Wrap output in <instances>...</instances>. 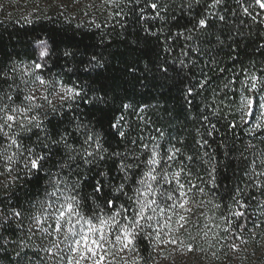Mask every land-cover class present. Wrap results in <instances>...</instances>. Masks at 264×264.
Masks as SVG:
<instances>
[{
	"label": "snow or ice",
	"instance_id": "1",
	"mask_svg": "<svg viewBox=\"0 0 264 264\" xmlns=\"http://www.w3.org/2000/svg\"><path fill=\"white\" fill-rule=\"evenodd\" d=\"M123 2L104 0L115 7ZM126 2L140 5L141 0ZM231 2L185 0L181 3L180 8L190 13L191 27L172 33L165 40L168 44L175 36L188 42L181 47L188 62L179 59V65L194 66L196 59L189 57V53L203 55L201 43L211 45L213 39L217 45L224 43L219 34L214 35L210 30L211 18L232 23L224 14L228 13L230 17L239 15L241 25L264 26V0H234L237 7H227ZM147 7L153 10L148 19L166 20L161 15L168 11L163 0H148ZM197 7H202L199 14H195ZM143 11L141 8V19H145ZM121 14L122 11L116 13ZM245 17L252 25H246ZM149 34L155 36L156 32ZM256 35L264 40V29ZM39 43L43 47L30 64L13 60L0 66V177H11L7 182L0 181V185L8 189L21 179V173L28 178L40 174L47 177L42 198L29 208L15 206L10 196L6 201L0 198V256L7 264H147L143 252H148L147 259L155 260L149 249L161 251L164 244L175 245L176 251H203L195 245V236L188 233L192 243L185 244L179 233L182 229L186 231L193 207L205 204L203 199H197L206 195L205 187L193 183V176L210 186L213 197L214 189L219 187L218 161L209 137L218 131L217 123L225 118L226 109L232 117L228 129L243 128L250 139L243 148L235 146L238 150L235 158L243 164L242 168L238 165L237 183L230 190L235 207L224 205L227 214H221V223L205 224L203 238H208L213 227L220 229L231 235L228 247L233 253L241 251V244H248L244 231L256 238V229L264 225V220H252L246 209L250 201H257V207L264 210L261 203L264 201V63L257 68L255 61H251L250 69L242 65L230 77L216 75L220 83L215 87H212L213 76L200 69L203 78L186 87L184 93L190 110L194 98L202 97L191 116L198 125L194 128L196 136L192 145H186L182 137H172L168 145H162L159 141L165 133L159 128L155 129L159 136H150L149 142L141 134L132 137L127 131L131 125L122 123L125 118L121 115L109 123L123 145L121 148L113 147L102 131L94 130L91 122L85 123L74 114L81 102L92 104L104 101V97H90L88 89L78 81L69 85L62 79H46L45 72L51 71L45 60L49 50L46 41ZM260 49H264V43L259 44L257 50ZM164 51L171 52V45ZM73 55L70 50L63 52L65 57ZM96 60L93 55L84 70L95 67L92 62ZM214 63L213 57L205 67ZM160 70L168 72L164 66ZM205 92H210L209 96L205 97ZM53 94L58 104L50 99ZM123 108L127 110L132 105L124 104ZM54 119L59 123L49 127ZM224 155H229L227 149ZM54 157L57 158L55 171L46 167ZM201 163L207 165V181L199 172L193 173V168ZM260 214L264 215V211ZM241 219L244 222L237 223ZM248 223L252 224L251 229ZM212 239L227 241L228 235L221 237L213 233ZM209 246H213L211 241Z\"/></svg>",
	"mask_w": 264,
	"mask_h": 264
},
{
	"label": "trees",
	"instance_id": "2",
	"mask_svg": "<svg viewBox=\"0 0 264 264\" xmlns=\"http://www.w3.org/2000/svg\"><path fill=\"white\" fill-rule=\"evenodd\" d=\"M183 2L185 0H163V3L168 5V11L161 13L166 17L164 22L148 19L153 15V10L147 7L148 0H141L140 5L135 3L128 5L124 0L119 7L103 2L95 7L85 4L84 8L74 10L66 6L60 11L45 8L28 15H21L10 7L9 9L0 7V66L8 65L13 60L30 64L43 47L39 42L46 41L49 56L45 60L51 71L45 72V78L62 79L69 85L73 81H78L82 87L88 89L90 97H104V101L97 100L92 104L81 102L79 109L74 110V114L85 123L91 122L95 126L94 130L102 131L113 147H123L119 144V137L109 127L110 121L121 115L125 118L122 123L131 125L127 131L132 137L141 134L145 142H149L150 136H159L155 131L159 128L165 133L164 139L159 141L162 145H168L172 137H182L186 145H192L196 136L194 128L198 125L191 116L200 105L202 97L194 98L190 110L185 102L186 87L193 86L195 80L203 78L200 74L201 68L213 76L212 87H215L220 83L216 75L230 77L234 72L238 73L242 65L250 69L251 61H255L257 68L261 67L264 63V49L259 51L257 49L264 40L256 33L264 29V26L252 25L251 20L246 17L243 18L246 25L252 26L241 25L239 15L230 17L228 13L224 14L233 21L232 23L225 24L211 18L210 30L214 35L219 34L224 43L217 45L215 39L211 45L201 43L203 55L190 52L189 57L196 59V64L184 68L178 62L179 59L188 62L189 58L183 57L181 53V47L188 42L182 37L174 36L168 44L165 43L170 34L191 27L189 11L180 8ZM227 7L237 6L233 0ZM141 8L144 9L142 15L145 19H141ZM118 11H122V14L116 15ZM201 12L202 7L195 9V14ZM146 28L148 31H145ZM157 29H162V34ZM150 32H156V35H150ZM169 44L171 52L164 51ZM65 50L72 51L73 57L63 56ZM93 55L97 57V60L92 62L95 67L89 66L88 71H85ZM213 57L215 63L212 67H205ZM234 57L236 59H233ZM160 66L167 67L168 72H162ZM219 68L226 71L219 73ZM21 70L23 71V68ZM49 92L52 90L49 89ZM209 94L210 92H205L204 96L207 97ZM124 104H131L132 108L125 110ZM224 116L225 118L218 123L213 120L217 123L218 131L209 137L212 149H215V159L218 161L216 182L219 187L214 189L213 197L210 186L193 176V183H200V186L205 187L206 195L197 197L203 199L205 204L203 207H193L186 231L182 229L179 233V238L185 244L192 243L188 233L196 237L195 245L204 250L190 253L193 258L206 264L215 263L225 246L224 240L217 242L212 239L213 233H219L221 237L229 234L213 227L205 239L204 225L221 223V214H227L224 205L235 207L230 198V190L237 183L238 165L240 168L243 167L235 158L238 155L235 146L243 148L250 139L245 135L243 128L228 129V121L232 117L227 115V109ZM58 123L59 121L54 119L49 127H55ZM226 149L229 152L228 156L224 155ZM56 159L54 157L46 167H52L55 171ZM206 167L207 165L201 163L193 168V173L199 172L207 181ZM10 178L0 177V181L7 182ZM46 180L47 177L43 174L28 178L21 173V179L8 189L0 185V198L6 201L10 196L15 206L29 208L34 201L42 198ZM209 200L212 203H207ZM215 204L221 207L215 208ZM260 210L262 209L257 207V201H250L246 212L252 220H256L260 216ZM243 222V219L237 221ZM247 227L250 229L252 224L248 223ZM209 241L212 247L209 246ZM149 251L156 259V251L152 249ZM143 255L147 264H155V260L147 259L148 252H143ZM0 264H7L3 256H0Z\"/></svg>",
	"mask_w": 264,
	"mask_h": 264
},
{
	"label": "rangeland",
	"instance_id": "3",
	"mask_svg": "<svg viewBox=\"0 0 264 264\" xmlns=\"http://www.w3.org/2000/svg\"><path fill=\"white\" fill-rule=\"evenodd\" d=\"M103 2L104 0H0V7L3 9H9L10 7L21 15H28L32 12L45 10V8L60 11L66 6L74 10L84 8L85 4L95 7ZM50 99L58 101L54 94L50 95ZM261 211L264 210H260V213ZM260 220H264V215L260 214L255 221ZM256 233V238L252 239L249 231L243 232L248 244H241V251L238 253H233L228 247V244L232 242V237L229 234L219 258L215 260V263L211 264H264V225L256 229ZM175 248L176 246L172 244L161 246L162 250L156 251L155 264H206L193 258V255L186 249L176 251L174 250Z\"/></svg>",
	"mask_w": 264,
	"mask_h": 264
}]
</instances>
